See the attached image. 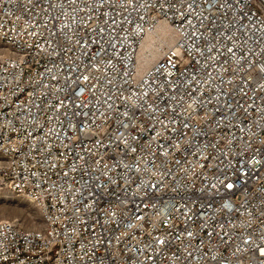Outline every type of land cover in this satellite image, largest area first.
Here are the masks:
<instances>
[{
  "label": "built area",
  "instance_id": "2783aa9c",
  "mask_svg": "<svg viewBox=\"0 0 264 264\" xmlns=\"http://www.w3.org/2000/svg\"><path fill=\"white\" fill-rule=\"evenodd\" d=\"M0 182V264H264V0H0Z\"/></svg>",
  "mask_w": 264,
  "mask_h": 264
},
{
  "label": "rangeland",
  "instance_id": "374dc122",
  "mask_svg": "<svg viewBox=\"0 0 264 264\" xmlns=\"http://www.w3.org/2000/svg\"><path fill=\"white\" fill-rule=\"evenodd\" d=\"M0 220H10L27 229L42 226L38 207L28 198L17 195L7 187L6 190L0 189Z\"/></svg>",
  "mask_w": 264,
  "mask_h": 264
},
{
  "label": "bare ground",
  "instance_id": "6f19581e",
  "mask_svg": "<svg viewBox=\"0 0 264 264\" xmlns=\"http://www.w3.org/2000/svg\"><path fill=\"white\" fill-rule=\"evenodd\" d=\"M176 42L175 32L171 25L161 20L156 28L147 33L141 42L138 50L137 65L138 70L142 71L161 58L168 47ZM0 189L6 190L3 183L0 182Z\"/></svg>",
  "mask_w": 264,
  "mask_h": 264
},
{
  "label": "snow or ice",
  "instance_id": "6c2138e0",
  "mask_svg": "<svg viewBox=\"0 0 264 264\" xmlns=\"http://www.w3.org/2000/svg\"><path fill=\"white\" fill-rule=\"evenodd\" d=\"M230 187H231V185H230Z\"/></svg>",
  "mask_w": 264,
  "mask_h": 264
}]
</instances>
